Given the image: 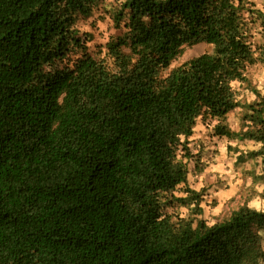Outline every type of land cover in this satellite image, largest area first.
<instances>
[{
	"label": "trees",
	"instance_id": "trees-1",
	"mask_svg": "<svg viewBox=\"0 0 264 264\" xmlns=\"http://www.w3.org/2000/svg\"><path fill=\"white\" fill-rule=\"evenodd\" d=\"M100 2L0 0V264H264V210L208 224L187 188L201 118L264 171V94L236 89L264 65V5L122 0L95 54L77 25Z\"/></svg>",
	"mask_w": 264,
	"mask_h": 264
},
{
	"label": "rangeland",
	"instance_id": "rangeland-1",
	"mask_svg": "<svg viewBox=\"0 0 264 264\" xmlns=\"http://www.w3.org/2000/svg\"><path fill=\"white\" fill-rule=\"evenodd\" d=\"M255 1L259 6L264 5V0ZM121 2L122 0H101L91 17L79 20L77 28L80 32L93 37L88 44L91 53L96 54L100 46L121 34L114 28L112 19ZM209 51L211 48L206 44L187 47L171 69ZM249 80V86L236 84L243 103L255 100L251 88H256L264 94V65L259 64L251 68ZM242 117L243 109H236L227 116L223 124L239 131ZM219 124L215 119H199L189 146L193 157L188 160L187 188L202 195L203 215L200 218L208 224L229 218L242 206L264 210V171L261 160L247 157L238 160L240 153L257 150L258 146L253 142H235L216 135L215 127ZM235 149H238V152ZM184 189V186L179 187L175 192L176 196H184ZM171 212L182 216L189 215L188 209L183 206L174 207Z\"/></svg>",
	"mask_w": 264,
	"mask_h": 264
}]
</instances>
